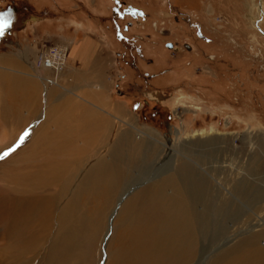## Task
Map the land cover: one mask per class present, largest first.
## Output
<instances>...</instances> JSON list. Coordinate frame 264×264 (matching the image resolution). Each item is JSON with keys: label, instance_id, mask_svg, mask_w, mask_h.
<instances>
[{"label": "rangeland", "instance_id": "obj_1", "mask_svg": "<svg viewBox=\"0 0 264 264\" xmlns=\"http://www.w3.org/2000/svg\"><path fill=\"white\" fill-rule=\"evenodd\" d=\"M0 14V242L17 195L55 196L63 186L54 213L73 203L62 231L79 247L74 255L60 242L61 224L49 225L24 264L144 263L122 260L131 219L150 203L147 194L156 195L148 188L175 174L165 187L167 208L178 188L190 195L201 188L190 199L208 222L204 231L197 225L187 264H229L233 256H222L231 248L242 255L264 247V0H0ZM58 46L68 50L67 69L46 94L19 54L28 50L40 64ZM72 52L80 61L68 72ZM123 133L141 146L126 181L103 204L82 181L112 157ZM53 155L67 164L63 181L48 177L52 192H44L45 182L26 193L27 179L60 165ZM137 197L141 206L132 205Z\"/></svg>", "mask_w": 264, "mask_h": 264}, {"label": "bare ground", "instance_id": "obj_2", "mask_svg": "<svg viewBox=\"0 0 264 264\" xmlns=\"http://www.w3.org/2000/svg\"><path fill=\"white\" fill-rule=\"evenodd\" d=\"M253 6H251V10H252ZM253 21H254V23H253L254 26L256 28H259V24H258L259 21L258 20L257 21L253 20ZM56 48L57 49L54 53L49 52L46 57L41 59L40 64H38V58L35 59L34 61L29 60L28 50H25L19 54L20 57L30 65L32 70H34L37 77L43 81V83L46 86V90H45L46 94H49L51 92L50 87H53L52 86L53 84H55V85L58 84V83H55V81H57V77L60 76L63 73V71H65V69H67L65 66L66 65L65 62L67 59V53H68L67 48L64 46H62V47L58 46ZM36 55H35V57H36ZM41 70L51 71L55 74V77L54 78H48V77L46 78L47 75L45 74V76H44L43 73H45V72H42ZM97 121L99 123H101L100 120H97ZM107 123H105V124H107ZM102 127H103V124H102ZM102 127H101V129H102ZM105 127H107V126H105ZM134 128H136V127H134ZM137 129H139V128H137ZM95 130H96V128H95ZM154 134H155V132H154ZM105 135H107V134H105ZM46 139H48V138H46ZM59 140L60 139H58V141ZM90 141H92V140H90ZM130 143H131V135H126L123 133V135H121L120 138L118 139V141L116 142L115 146L112 145L113 146L111 148L112 157L109 160H103L101 162H98V164L92 169V171L88 174V176L86 178H84L82 183L85 187V193L87 195H89L92 199H95V200L99 199L100 202L103 204H106L105 201L107 200L108 205H110L112 197L117 192V190L119 189L120 184L124 183L127 179V176H128L127 175L128 160H131V163H133V162L135 163L136 159H137V153L139 152L138 147L141 146V142L134 143V146H130ZM64 144H65V142L63 139H61L60 142H58V147L56 148L58 154H61V152H63L65 150ZM128 146L131 147L130 148V152L132 151L131 158H130V156H126V152L128 151ZM65 153L66 152H64V154ZM59 156L60 155H57L54 157V155H53L54 159H51V162H55V163L58 162V164H60V165L56 164L57 165L56 169H47L44 172L41 171L42 173L40 175L43 177L37 179V177L34 175V177H36L37 180L30 181L29 179H27L28 180V181H26L27 185H25L26 183L23 181L25 183L23 188L25 189L26 193H31L32 191H35V190L37 191L38 187L43 188V186L46 185L45 182H47V185L45 186V190L43 189L44 192L51 191V190H49V187L51 185L50 186H48V185L51 184V182L49 180L52 177L56 178V179L58 177L59 182L61 181L60 176L63 173L62 169H65L67 164L63 165V162H65V161L62 162V159H64V158L59 159V160H61V162L58 161V158L61 157V156L60 157ZM50 167L53 168L52 166H50ZM46 168H48V167L46 166ZM38 170H39V168H38ZM37 172H40V170ZM35 174H38V173H35ZM40 175H39V177H40ZM171 176L172 177H169L167 179L165 178L161 182L156 183V184L152 185V187L148 188V190H147L148 192L154 191L156 195H154V194L148 195L146 193L147 198L150 200V203L147 204L146 207L142 206L143 212L141 213V217L139 215L138 216L136 215L137 216L136 217L134 214H133L134 215L133 218L131 216L133 229L129 230L130 232L129 231L127 232L128 233L127 237H129V238L127 241L123 242V245L129 246V250H128L129 255L124 253L125 258L124 259L122 258V260L125 261L126 258L128 260H130V258L137 256V257H141L140 259L145 260V262L144 263L141 262V264H187L188 262H190L192 260V258H194L193 252H194V248H195V244H196V228H197V225L198 224L200 225L199 227H200L201 231L208 229V222L206 220V217H203L202 220L198 219V218H200V216L198 214H195V211H194L191 199H190L193 195H195V194L198 195V193H202L201 188H198L195 191L193 190L192 192L194 194L191 192L193 195H190L188 191H185L184 189H179L177 187L178 190L176 189L177 190L176 195L174 194L172 197L170 196L171 198L169 199V201L173 204V206H170V208L169 207L167 208L168 205H167V201H166V196L164 194L165 187H167V185L171 186V183L175 184V181L173 180V178L174 177L177 178L176 174L174 177H173V175H171ZM48 177L50 178L49 180L47 179ZM45 179H46V181H45ZM56 179H54V181H56ZM20 180H19V182H20ZM180 181H182V180H180ZM177 182H179V181H177ZM13 185H14V183H13ZM15 186H17V184ZM20 186H21V183H20ZM197 187H198V185H197ZM62 188H60L57 192H55L53 194L55 196L45 195V197L41 198V197L24 196L25 194L23 195V193H20V195H17L14 198V203H11V205H13V208H12L13 210H12V214L10 216V223L7 222L8 224H10V226L6 227V229H4L5 227L3 228L4 233L2 235V237H3L2 240H4L6 238L5 243L2 241L0 242V264H20L23 262L25 263L24 260H26V258L29 257L31 254H34L40 248L43 240H45L46 237L48 236L49 225H51V227H50V229H51L52 227L61 224L59 226V228L61 230V235H62V236H60L61 238L59 237L61 239V241H60L61 244L68 247L69 249H71L74 252V255H75V252H78L79 247L76 249V246H75V248H74L75 244L73 245V243H72V237L69 236V234L65 233V230L62 231V227H63L62 224L67 222V219H69V221L71 219V218H68V216L70 217V209H71V207L74 206L73 203L70 200H68L66 202L64 201L65 203L63 205H61V207H60L61 212L58 213V216L55 214L56 212L54 213V207L57 204L56 198H61L63 196L64 187L62 186ZM65 188H67V187H65ZM184 188H186V187L184 186ZM20 189H21V187H20ZM13 190H16V189L13 188ZM76 191H78V190H76ZM46 194H47V192H46ZM117 195H116V197H117ZM167 197H169V196H167ZM138 198L139 197H137V199L134 198V201L132 200L133 201L132 205L133 204H139L141 206V203L143 201L138 200ZM136 201H138L139 203ZM146 203L147 202L145 201L144 204H146ZM77 204H78V202L76 203V206H77ZM96 209H97V211H99V209H100V211H104L105 207L99 205L98 207H96ZM2 210H4V209H2ZM128 211L129 210L127 207L125 209V212H128ZM5 213H7V212H5ZM196 216H197V218H196ZM126 218H127V216H126ZM202 229H204V230H202ZM72 231L75 233L74 230H72ZM75 236L76 235H74V237ZM121 238H124V237H121ZM259 239H260V235H255V237L252 239V244H256V241ZM53 240H55V239H53ZM73 241H74V239H73ZM82 243H80V244L82 245ZM61 244H60V247H61ZM76 244H78V243H76ZM260 247H254L253 250L248 251V253L246 252L242 255L236 254V252H234V251H236L238 249V247L237 248L234 247L233 249L231 248L228 251H226L227 253L225 252V254L222 257H224L225 255H232L234 260H233V263L230 262L229 264H264V247L263 248L262 247L260 248ZM62 248H64V247H62ZM82 248H84V247H82ZM51 250H50V252H51ZM63 250H65V248ZM122 252H124L123 249H120V253H122ZM35 254H37V253H35ZM76 254H78V253H76ZM49 255H51V254H49ZM117 255H118V253H117ZM33 257H35V256H33ZM51 257H53V256H51ZM56 258H57V256H56ZM60 259H61V256H60ZM69 260H71V259H69ZM131 262H132V264H140V261L133 262L130 260V263ZM122 264H124V263L122 262Z\"/></svg>", "mask_w": 264, "mask_h": 264}, {"label": "crops", "instance_id": "obj_3", "mask_svg": "<svg viewBox=\"0 0 264 264\" xmlns=\"http://www.w3.org/2000/svg\"><path fill=\"white\" fill-rule=\"evenodd\" d=\"M85 37H82V39H84ZM74 48V47H73ZM80 49V48H79ZM69 66H68V72H73L74 68H72L74 66V63H79L80 61V56H76L74 54V52L71 53V55H69ZM92 56H96L94 53L92 54ZM94 57H92L93 59H91L88 63V66H90V64L94 61ZM71 65V66H70ZM73 69V70H72ZM75 73V72H74ZM76 74V73H75Z\"/></svg>", "mask_w": 264, "mask_h": 264}, {"label": "snow or ice", "instance_id": "obj_4", "mask_svg": "<svg viewBox=\"0 0 264 264\" xmlns=\"http://www.w3.org/2000/svg\"><path fill=\"white\" fill-rule=\"evenodd\" d=\"M117 2H119V0H117ZM0 15H2V14H0ZM0 32H2V29H0ZM9 151H11V150H9ZM4 155H7V153H4Z\"/></svg>", "mask_w": 264, "mask_h": 264}, {"label": "built area", "instance_id": "obj_5", "mask_svg": "<svg viewBox=\"0 0 264 264\" xmlns=\"http://www.w3.org/2000/svg\"><path fill=\"white\" fill-rule=\"evenodd\" d=\"M56 49H57V48H56ZM56 49L54 50V52L56 51ZM54 52H53V53H54Z\"/></svg>", "mask_w": 264, "mask_h": 264}, {"label": "water", "instance_id": "obj_6", "mask_svg": "<svg viewBox=\"0 0 264 264\" xmlns=\"http://www.w3.org/2000/svg\"><path fill=\"white\" fill-rule=\"evenodd\" d=\"M169 47H171V45H169Z\"/></svg>", "mask_w": 264, "mask_h": 264}]
</instances>
